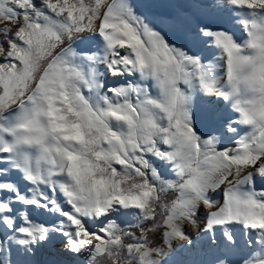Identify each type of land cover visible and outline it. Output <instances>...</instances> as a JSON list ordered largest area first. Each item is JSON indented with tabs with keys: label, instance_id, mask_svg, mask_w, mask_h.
Returning <instances> with one entry per match:
<instances>
[{
	"label": "snow or ice",
	"instance_id": "6c2138e0",
	"mask_svg": "<svg viewBox=\"0 0 264 264\" xmlns=\"http://www.w3.org/2000/svg\"><path fill=\"white\" fill-rule=\"evenodd\" d=\"M258 180L264 0H0V264H264Z\"/></svg>",
	"mask_w": 264,
	"mask_h": 264
},
{
	"label": "rangeland",
	"instance_id": "374dc122",
	"mask_svg": "<svg viewBox=\"0 0 264 264\" xmlns=\"http://www.w3.org/2000/svg\"><path fill=\"white\" fill-rule=\"evenodd\" d=\"M154 12L160 14V13H167L162 8L159 9H153ZM211 54V53H207ZM167 171V169H165ZM264 182L257 181V187L259 188L261 184ZM223 189L220 191H217L215 195V199L217 201H221L223 198ZM171 192V191H169ZM168 192V193H169ZM123 220L128 221V222H134L135 218L131 216H125L122 217ZM121 227H125V225H121ZM186 231L191 234V237L193 239L192 246H188V242L180 239H175L172 242V251L174 252V264H202L203 261L208 259L207 256V249L204 247L202 243L204 238L201 240L197 241L195 237L197 236V230L191 225H186ZM136 235L139 236L140 233L136 232Z\"/></svg>",
	"mask_w": 264,
	"mask_h": 264
},
{
	"label": "bare ground",
	"instance_id": "6f19581e",
	"mask_svg": "<svg viewBox=\"0 0 264 264\" xmlns=\"http://www.w3.org/2000/svg\"><path fill=\"white\" fill-rule=\"evenodd\" d=\"M141 2H147V3H155V4H160V5H165V4H169V3H176V2H179V0H141ZM159 8H162L164 9L165 11L169 12V11H172L171 9H168L166 7H159ZM159 8H155V9H159ZM236 31H239L238 28L235 29ZM91 46L93 48L96 47V44L95 43H92ZM223 191V190H222ZM204 243L201 242V244L206 247V239L203 240Z\"/></svg>",
	"mask_w": 264,
	"mask_h": 264
},
{
	"label": "trees",
	"instance_id": "16d2710c",
	"mask_svg": "<svg viewBox=\"0 0 264 264\" xmlns=\"http://www.w3.org/2000/svg\"><path fill=\"white\" fill-rule=\"evenodd\" d=\"M176 195H177L176 192L171 191V192L167 193V195L164 197V199H165L166 201H170V200L174 199V198L176 197ZM133 223H134V222H133ZM125 227H126V226H125ZM147 227H151V224H148ZM153 239H154V241H155V240L159 239V237L156 236V235H154V236H153ZM125 240H126V242H131L130 240H128L127 237H125ZM101 259L103 260V264H106V260H104V258H101Z\"/></svg>",
	"mask_w": 264,
	"mask_h": 264
}]
</instances>
